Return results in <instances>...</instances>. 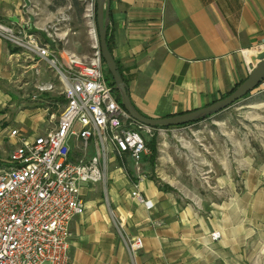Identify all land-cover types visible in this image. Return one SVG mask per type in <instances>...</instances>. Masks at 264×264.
<instances>
[{
  "label": "crops",
  "instance_id": "crops-1",
  "mask_svg": "<svg viewBox=\"0 0 264 264\" xmlns=\"http://www.w3.org/2000/svg\"><path fill=\"white\" fill-rule=\"evenodd\" d=\"M24 4L25 0H0V22L42 35V42L63 55L58 48L60 38L53 43ZM109 31L113 56L133 105L145 116L165 117L204 107L246 78L252 58L264 48V0H110ZM45 72L38 57L11 51L0 36V130L3 128L11 144L10 123L30 138L57 123L66 100L60 86L45 77ZM47 82H53L56 89L37 94L36 85ZM30 84L34 89L28 90ZM30 100L34 102L27 103ZM124 159L129 161L134 178L110 151L107 196L124 218L125 236L132 238L136 236V218L133 224L128 222L133 215L128 204L136 207L131 195L134 183L162 215L172 214L173 208L163 204L166 196L151 180L142 175L136 180L133 160L128 155ZM93 185H81L83 199ZM92 198L84 199V213L70 222L71 264H96L95 257L102 252L109 256L108 264H115L110 259L113 233L104 206H97L98 197ZM184 226L168 222L149 227L144 254L135 255V264H247V259L237 254L235 242L207 238L198 228L184 233Z\"/></svg>",
  "mask_w": 264,
  "mask_h": 264
},
{
  "label": "rangeland",
  "instance_id": "rangeland-1",
  "mask_svg": "<svg viewBox=\"0 0 264 264\" xmlns=\"http://www.w3.org/2000/svg\"><path fill=\"white\" fill-rule=\"evenodd\" d=\"M28 1L25 9L37 17L38 26L48 29L55 39L60 38V50L87 57L93 54L86 13L96 0H79L81 12L72 0ZM36 37L43 40L40 34ZM44 67L45 77H51L60 86L55 73L46 64ZM31 89L32 84L28 90ZM9 125V129L16 127L15 123ZM142 134L146 142L155 138L156 154L152 157L149 152L139 169L136 167V180L139 175L151 180L164 192L163 204L171 205L173 213L164 216L158 207L146 209L137 201L136 207L132 202L128 204L133 212L128 222L133 224L136 218V236H141L144 244L133 254L121 226L124 218L108 200L107 164L104 178L94 183V189L84 199L98 197L97 206H104V216L113 233L110 259L115 264H135V255L144 254L149 227L178 222L187 225L182 227L184 233L187 229L188 233L197 232L198 228L204 230L207 238L235 242L237 254L244 256L247 264H264V89H254L228 108L195 123L151 128ZM13 140L14 143H9L3 128L0 130V168L7 165L17 143ZM71 152L74 160L80 157L77 146H72ZM116 162L124 165L129 177L134 178L129 161L117 158ZM95 258L96 264H108L105 252ZM71 261L70 250V264Z\"/></svg>",
  "mask_w": 264,
  "mask_h": 264
},
{
  "label": "built area",
  "instance_id": "built-area-1",
  "mask_svg": "<svg viewBox=\"0 0 264 264\" xmlns=\"http://www.w3.org/2000/svg\"><path fill=\"white\" fill-rule=\"evenodd\" d=\"M86 16L94 49L90 57L70 51L62 55L34 34L0 22V36L46 64L66 100L56 125L46 133L30 138L16 128L8 132L17 143L0 168V264H70V222L86 208L81 185L104 178L110 151L121 160L128 155L138 169L150 152L142 133L152 127L130 117L106 79L94 6ZM45 32L54 43V36ZM260 87L264 89V79L256 89ZM55 89L53 82L36 85L37 94ZM73 145L80 150L75 160ZM131 195L153 208L137 182ZM127 241L133 254L144 245L138 235Z\"/></svg>",
  "mask_w": 264,
  "mask_h": 264
},
{
  "label": "water",
  "instance_id": "water-1",
  "mask_svg": "<svg viewBox=\"0 0 264 264\" xmlns=\"http://www.w3.org/2000/svg\"><path fill=\"white\" fill-rule=\"evenodd\" d=\"M96 27L99 40V51L106 69L110 72L114 86L119 92L120 102L130 117L148 127H164V126H181L187 123L195 122L211 115H214L246 96L262 82L264 79V48L255 54L252 67L250 68L246 78L229 94L214 102L187 112L173 114L165 117L152 118L140 113L133 105L128 86L124 81L122 74L113 54L110 52L107 44V30L110 22V0H96ZM25 5H29V1L25 0ZM32 20L33 17L31 16Z\"/></svg>",
  "mask_w": 264,
  "mask_h": 264
},
{
  "label": "trees",
  "instance_id": "trees-1",
  "mask_svg": "<svg viewBox=\"0 0 264 264\" xmlns=\"http://www.w3.org/2000/svg\"><path fill=\"white\" fill-rule=\"evenodd\" d=\"M72 4L76 7H79V11L81 12L83 7L80 6V1L79 0H72ZM94 16H95V20H96V4L94 3ZM9 46H10V49L11 51L15 52V51H19L20 50V47L14 45L13 43L7 41ZM98 43H99V40H98ZM107 44H108V48L110 50V52L113 54L112 50H113V39H112V35L109 31V27H108V30H107ZM118 67H119V70H120V73L122 74L121 72V68L119 66V63L118 61H116ZM105 76H106V79L107 81L109 82L110 85H112V87L114 88V93L116 95V98L117 100L120 102V95H119V92L117 91V89L115 88L114 86V81H113V78L110 74V72L105 68ZM123 77V75H122ZM124 79V78H123ZM245 79V78H244ZM244 79H241L233 88H231L229 91H227L222 97L226 96V95H229ZM258 87V86H257ZM121 104V102H120ZM138 110V109H137ZM139 111V110H138ZM140 112V111H139ZM207 118V117H206ZM205 119V118H204ZM202 120V119H201ZM199 121V120H198ZM197 122V121H195ZM195 122H191V123H195ZM191 123H187V124H191ZM187 124H184V125H181V126H185ZM170 126H164V127H158V126H155L153 128H168ZM146 141V140H145ZM146 145L147 147L149 148L150 150V153L152 154V157L155 156L156 154V141H155V138H151L148 142H146Z\"/></svg>",
  "mask_w": 264,
  "mask_h": 264
}]
</instances>
